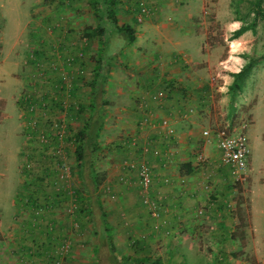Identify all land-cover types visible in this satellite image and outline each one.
I'll list each match as a JSON object with an SVG mask.
<instances>
[{"label":"rangeland","instance_id":"1","mask_svg":"<svg viewBox=\"0 0 264 264\" xmlns=\"http://www.w3.org/2000/svg\"><path fill=\"white\" fill-rule=\"evenodd\" d=\"M112 1L116 12L133 16L137 12V0ZM145 1L150 12L142 22L159 14L163 0ZM258 1L264 11V0ZM254 2L185 0L177 2L178 7L186 5L177 7L181 11L171 20L185 23L189 37H200L191 42L193 57L197 49L211 52L214 46H221L219 57L228 55L224 63L213 64L212 69L225 77L216 78L215 83L221 87L213 88L205 97V106L211 110L209 129L234 134L246 124L250 156L242 179L236 180L231 169L229 173L219 163L213 136L203 134L210 144L208 153H213L204 163H198L196 155L203 151L205 141L197 140L189 147L194 165L206 172L203 182L230 183L227 206L217 208L215 216L225 219L229 234L247 235L233 251L206 252L204 260L211 258L213 264H264V16L255 12ZM93 3L0 0V264H54L63 241L69 243V254L62 264H95L94 258L97 264L108 263L106 248L94 254L92 214L89 210L80 212L74 203L73 192L83 185L75 160V132L82 128L90 110L94 69H102L100 64L121 72L130 68L118 55L108 60L104 52L97 55L103 47V38L96 33L100 23L106 37L112 38V52L126 46L122 36L108 28L109 21L99 19ZM121 21L117 19L120 25ZM242 24L248 29L233 38ZM88 32L93 36L88 38ZM235 39L240 44L234 49L231 41ZM247 63L250 67L241 88L231 95V74ZM114 82L107 79L105 90L114 88ZM140 105L144 108L143 102ZM197 105V115L207 118L198 101ZM105 109L101 111L104 118L97 146L87 151L95 172L104 176L95 195L107 211L115 201L107 183L111 175L130 169L127 162L142 156L133 148L119 146V141L133 131L117 120L113 111ZM136 140L133 138L130 146H135ZM145 146L149 150V142L145 141ZM171 150H166L169 158ZM84 179L89 181L86 175ZM156 209L151 208L154 214H158ZM203 210L198 211L200 217ZM120 213L126 214L124 209Z\"/></svg>","mask_w":264,"mask_h":264},{"label":"crops","instance_id":"2","mask_svg":"<svg viewBox=\"0 0 264 264\" xmlns=\"http://www.w3.org/2000/svg\"><path fill=\"white\" fill-rule=\"evenodd\" d=\"M173 1L163 0L159 14L143 22H137L133 13L116 12L118 22L122 20L136 32L135 40L129 45H137L129 50L124 42L126 47L112 52V38L104 36L103 47L97 51L98 56L104 52L107 60L122 57L130 70L121 72L113 67L108 70L103 64L102 70L94 69L87 117L93 113L100 116L103 123L101 111L108 108L133 131L119 141V146L126 145L138 154L146 153L144 157L151 166L152 176L154 173L149 196L155 201L158 213L154 214L143 202L137 170L115 171L107 182L115 194L113 205L106 211L97 197L91 216L94 254L106 248L107 264H213L211 258L204 260L206 252L211 255L233 251L247 236L229 234L225 219L215 216L217 208L227 206L230 183L208 185L203 182L206 172L194 165L189 148L197 140L205 141L201 149L208 157L213 155L208 153L210 144L203 136L204 130L215 131L209 129L211 110L205 106V97L213 88L221 87L215 81L225 75L212 68L213 64L224 63L228 55L219 57L217 52L221 46H214L211 52L202 47L197 49L193 57L191 42L200 37H189L191 33L184 27L185 23L171 22L181 11L177 9V2H185L176 0L174 4ZM108 28L112 30L110 25ZM107 79L117 85L114 82V88L105 90ZM197 101L208 113L207 118L197 115L200 110ZM144 120L148 123H143ZM133 138L137 142L132 147L129 142ZM145 141L149 142V150L147 146L143 148ZM166 150L172 151V158ZM187 163L193 164V170L180 174ZM223 167L230 173L228 166ZM201 208H204L202 217L198 214ZM123 209L124 216L120 213ZM251 214L253 221L252 205ZM94 261L98 263L95 258Z\"/></svg>","mask_w":264,"mask_h":264},{"label":"trees","instance_id":"3","mask_svg":"<svg viewBox=\"0 0 264 264\" xmlns=\"http://www.w3.org/2000/svg\"><path fill=\"white\" fill-rule=\"evenodd\" d=\"M95 11H98L99 19L104 23L107 19L109 25L112 27V32L120 34L123 38V41L126 44H131L136 38V32L128 24H118L115 11V3L112 0H93ZM255 12L259 15L264 16V11L260 8L258 0L254 2ZM248 29L247 25L242 24L238 29L233 33V38L240 36L243 32ZM100 36H106V30L104 24L101 23L97 26V31ZM88 38L92 37V33H86ZM101 65V64H100ZM250 64L247 63L242 68L232 73V83L230 85L229 91L233 95L236 91L240 90L241 82L244 79L245 72L248 70ZM103 69V68H102ZM101 69V70H102ZM105 74V73H104ZM102 126L101 117L93 116V113H90L85 119L82 128L75 132L76 145L74 148L75 160L78 168V174L82 178V187L74 190V203L78 207L80 212L89 210L90 215L93 214V201L96 200L97 195H95V190H97L100 181L104 177L95 172L91 160L89 159L88 148H96V139L98 137V132ZM193 164L187 163L186 168L180 171V174L186 175L193 170ZM88 176L89 181L86 183L84 177ZM86 183V185H85ZM91 183V184H90ZM89 187H92L89 189ZM88 188V189H87ZM102 214V211H101ZM107 245L111 248V243L108 241Z\"/></svg>","mask_w":264,"mask_h":264},{"label":"built area","instance_id":"4","mask_svg":"<svg viewBox=\"0 0 264 264\" xmlns=\"http://www.w3.org/2000/svg\"><path fill=\"white\" fill-rule=\"evenodd\" d=\"M138 9L135 13V18L138 22H142L145 15L149 14L150 8L147 6L145 0H137ZM80 56V55H79ZM67 59V63L69 60ZM32 108V107H31ZM246 124L243 123L240 126L239 131L234 134H226L225 132L213 131L209 132L207 130L203 131V134L208 136L210 133L216 141V146L219 153V161L228 166L232 173L235 175L236 180L242 179L245 171L247 170L249 164L250 148L249 142L245 134ZM146 152V151H145ZM145 154L142 153V158L132 159L127 162V167L130 169L137 168L139 175L140 184L142 187L143 202L152 208L155 206V201L149 196V187L152 181V172L148 161L145 159ZM208 156L202 151L196 155V161L198 163H204L208 160ZM56 259L54 264H62L64 259L67 258L69 254V243L63 241L60 247L56 250Z\"/></svg>","mask_w":264,"mask_h":264},{"label":"bare ground","instance_id":"5","mask_svg":"<svg viewBox=\"0 0 264 264\" xmlns=\"http://www.w3.org/2000/svg\"><path fill=\"white\" fill-rule=\"evenodd\" d=\"M231 44H232V46H233L234 49H235V47H236L237 45L240 44L239 39L232 40V41H231Z\"/></svg>","mask_w":264,"mask_h":264}]
</instances>
